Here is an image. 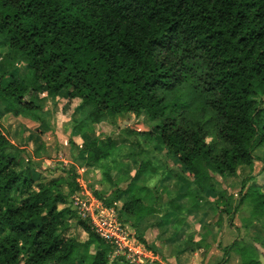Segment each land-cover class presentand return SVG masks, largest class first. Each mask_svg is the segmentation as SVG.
I'll return each instance as SVG.
<instances>
[{
	"label": "trees",
	"instance_id": "16d2710c",
	"mask_svg": "<svg viewBox=\"0 0 264 264\" xmlns=\"http://www.w3.org/2000/svg\"><path fill=\"white\" fill-rule=\"evenodd\" d=\"M1 59L0 118L42 125L41 90L50 101L63 90L69 102L79 101L80 113L71 116L79 133L144 114L152 128L136 134L189 170L186 196L198 200L213 192L216 223L227 215L234 226L241 207L248 214L242 223L255 235L223 247L224 261L236 254L238 264H261L264 184L254 180L253 168L259 161L264 175V0H0ZM10 144L0 123V264H128L124 256L111 259L112 245L70 208L80 189L75 169L35 182ZM76 148L75 161L101 170L111 191L98 198L121 224L138 229L160 212L147 186H118L151 168L148 151L140 148L144 156L133 177H120L106 163L116 148L109 137L93 136ZM240 167L249 174L232 204L215 176L235 177ZM177 175L170 171L164 180ZM166 205L176 212L173 228L185 233L184 250L199 248L194 233L182 230V205L174 198ZM166 214L157 224L169 219ZM72 220L86 241L64 236Z\"/></svg>",
	"mask_w": 264,
	"mask_h": 264
},
{
	"label": "rangeland",
	"instance_id": "374dc122",
	"mask_svg": "<svg viewBox=\"0 0 264 264\" xmlns=\"http://www.w3.org/2000/svg\"><path fill=\"white\" fill-rule=\"evenodd\" d=\"M3 68L4 62L1 59L0 70ZM36 96L44 100L45 104L43 111L47 113L46 121L39 127L37 125L35 126V123L30 121L23 120L22 122L25 123L23 124L20 119L11 115L0 118V123L2 127L6 129V135L11 143V153L20 160L22 169L27 168L30 170L35 182L62 175L64 174V170L74 168L77 173L76 181L80 188L74 195H81L86 199L96 200L103 204L98 197L103 193L108 195L111 188L109 184L101 182V170L98 167H85L82 162L75 161V158L79 156L76 147L82 148L83 144L91 137H109L115 143L116 148L106 163L112 167L111 173L114 176L118 175V173H120V177L126 174L131 177L135 175L137 161L144 156L139 152L140 148L144 151H148V153H150L149 155L152 156L151 168L146 169L144 174L145 177L139 176L135 178L134 181H128V177L127 180L121 181L118 185L122 191L127 189L129 182H132V188L145 185L151 190L153 195L155 194L157 196L159 200L157 212H160L153 213L156 216L153 215L152 218L147 220V223L159 221L162 212L163 214L167 213L166 216H174L176 212L167 210L166 205L169 199L171 200L174 198L177 204L182 205L184 215L188 213V210H193L196 207L201 208V210H198L200 211L199 214L187 216L193 223L197 221L200 223V219L205 218L202 213L208 214L210 217L209 223L207 224L205 221V226L202 227V229L199 228L197 234L198 237H207L212 233L215 244H219L218 247L214 246L216 249H221L236 238L247 239L255 235L254 228L248 230L242 223V219L248 216V214L243 211L242 207L233 215L231 222L234 226H231L229 225V218L227 215L221 218V222L219 221L216 223L218 215L214 205L215 195L213 192H204L198 200L186 196L187 189L191 186L193 180V176L190 174L189 170L181 166L178 161L172 159L164 147L154 142L151 144L148 140H145L144 137L136 134L137 132L147 131L152 128L153 124L144 114L138 117L129 115L111 118L105 122L95 124L92 133H79L73 128V121L71 118L73 113L77 116L78 113H80L78 112V100L69 102L67 93L64 90L57 95L54 101H50L47 98L44 90L37 92ZM137 143H140V146H138ZM257 153H260V150H257ZM260 167L261 163L255 161L253 168V174L255 175L254 180L259 184H264V175L259 174ZM170 171L176 172L178 174L177 177L172 181L164 180L166 174ZM248 172L249 169L247 167H240L235 177L224 178L215 176L216 180L219 182V189L231 195L232 204L236 202L240 189V182L249 174ZM169 193H172L171 198V194ZM13 196L16 197V194ZM125 196L126 193H124L119 201H116L115 204L117 208L121 207L124 201L123 197ZM200 200L201 202L198 205ZM60 207H63V205ZM107 209L109 210L110 208ZM72 211L76 213L73 209ZM153 219L154 222L151 221ZM74 221L75 220H72V225L64 232V236L73 237L79 242L86 241V233L80 227H76ZM169 227L170 226L166 227L168 228V235L174 233L172 228ZM132 229L134 231V237H132L133 235L130 238L128 236L130 242H133L138 249H142L144 243H146L145 245L148 248H146L147 251L150 249V251L156 255L149 256L150 258L141 256V262H138L135 258L134 262L127 261L128 264H153L155 261L160 264H172L161 254L162 252L160 253L159 250H155L153 247L154 244L151 245L154 241L156 243L159 242L157 234H146L145 230H141V228L138 229V231L135 227H132ZM166 232L167 231L164 233ZM173 236L174 235H172V237ZM174 237L177 241L179 240L177 233ZM161 239L163 240V238ZM143 241L144 243H142ZM146 241L151 243L147 244ZM166 248L167 246L165 249ZM171 254H173L172 251ZM215 262L216 261H213L212 264Z\"/></svg>",
	"mask_w": 264,
	"mask_h": 264
},
{
	"label": "crops",
	"instance_id": "0c3cea01",
	"mask_svg": "<svg viewBox=\"0 0 264 264\" xmlns=\"http://www.w3.org/2000/svg\"><path fill=\"white\" fill-rule=\"evenodd\" d=\"M174 180V179H172ZM171 180V181H172ZM201 200L199 201L198 205L200 204ZM201 210L200 207H196L193 210H188V213L186 214V221L185 223L182 225V230H188V232H193L194 233V242H199V248L195 249V250H184V237H185V233H183V231H177L173 228L172 224H171V219L172 216L169 217L168 220H165L164 224H157L158 221L154 222V219L151 220L154 223H147V220L152 218L153 215H149L146 216L138 225V229L141 228L145 230L146 234H150L154 233L155 235L157 234V237L159 238V242L156 243L154 242H150L151 245L154 244V248L155 250H159V252L161 254H163L168 261H170L172 264H212L213 261H216L214 264H238L239 263V258L236 254H232L230 259L228 260V262H225V254L223 251V246L221 249L217 248L219 244H215L214 242V238L212 236V233L210 236H205V237H198L197 231L199 230V228L202 229V227L205 226V221L208 224L210 217L208 216V214L205 213H201L203 214V217H205L204 219H200V223L197 221L196 223H193L191 221V219L187 216H191V215H197L199 214ZM156 216V215H155ZM204 223V224H203ZM154 226V227H151ZM172 228V230L174 231V233H170V235H168V227ZM194 227V228H193ZM193 228V229H192ZM129 229V234L130 237H134V231L132 229V227H128ZM137 229V231H138ZM165 231H167L166 233H164ZM204 232V231H203ZM201 232V233H203ZM133 233V234H132ZM176 233L178 234V238L179 240L177 241L175 239L174 236H176ZM167 234V235H166ZM174 235L172 237V235ZM220 235V233H219ZM218 235V236H219ZM146 237V235H145ZM163 238V240L161 239ZM155 240V239H154ZM138 243H140L139 241H137ZM147 244H150L149 241H146ZM144 243V241L142 242ZM141 244V243H140ZM146 243H144V247L142 249H138L139 251H141V255L144 257H148L149 256H153L156 255L154 253H152L149 249V251H147V246L145 245ZM228 244V243H227ZM149 246V245H148ZM167 246V248L165 249V247ZM216 246V247H214ZM147 248V249H146ZM169 250V252H168ZM171 251L173 252V254H171ZM164 252V253H163ZM168 252V253H166ZM158 257V256H157Z\"/></svg>",
	"mask_w": 264,
	"mask_h": 264
},
{
	"label": "built area",
	"instance_id": "2783aa9c",
	"mask_svg": "<svg viewBox=\"0 0 264 264\" xmlns=\"http://www.w3.org/2000/svg\"><path fill=\"white\" fill-rule=\"evenodd\" d=\"M70 208L76 211L80 219L92 225L100 237L112 245L111 259L124 256L130 262H134L135 258L138 262L142 261L141 251L128 239V236L130 238L129 229L117 220L114 209L108 210L96 200L74 194L71 197Z\"/></svg>",
	"mask_w": 264,
	"mask_h": 264
},
{
	"label": "water",
	"instance_id": "95a60500",
	"mask_svg": "<svg viewBox=\"0 0 264 264\" xmlns=\"http://www.w3.org/2000/svg\"><path fill=\"white\" fill-rule=\"evenodd\" d=\"M259 261H260L261 264H264V257L263 256H260L259 257Z\"/></svg>",
	"mask_w": 264,
	"mask_h": 264
}]
</instances>
